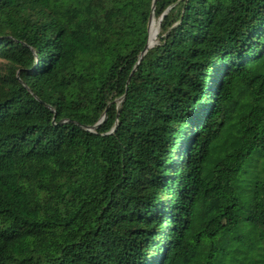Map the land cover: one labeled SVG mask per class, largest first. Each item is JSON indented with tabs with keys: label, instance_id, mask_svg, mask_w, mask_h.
I'll return each instance as SVG.
<instances>
[{
	"label": "trees",
	"instance_id": "16d2710c",
	"mask_svg": "<svg viewBox=\"0 0 264 264\" xmlns=\"http://www.w3.org/2000/svg\"><path fill=\"white\" fill-rule=\"evenodd\" d=\"M0 264H264V0H0Z\"/></svg>",
	"mask_w": 264,
	"mask_h": 264
},
{
	"label": "bare ground",
	"instance_id": "6f19581e",
	"mask_svg": "<svg viewBox=\"0 0 264 264\" xmlns=\"http://www.w3.org/2000/svg\"><path fill=\"white\" fill-rule=\"evenodd\" d=\"M154 20H152L148 31V45H152L157 35V29L154 27Z\"/></svg>",
	"mask_w": 264,
	"mask_h": 264
},
{
	"label": "water",
	"instance_id": "95a60500",
	"mask_svg": "<svg viewBox=\"0 0 264 264\" xmlns=\"http://www.w3.org/2000/svg\"><path fill=\"white\" fill-rule=\"evenodd\" d=\"M152 20H154L153 13L151 14V16H150V18H149V21H148V26H147L148 31H149V27H150V24H151ZM152 45H153V44H152ZM152 45L149 46V45H148V41H147V44H146V46H145V50H147L148 48L152 47ZM141 58H142V57H141ZM141 58H140V60H141Z\"/></svg>",
	"mask_w": 264,
	"mask_h": 264
},
{
	"label": "rangeland",
	"instance_id": "374dc122",
	"mask_svg": "<svg viewBox=\"0 0 264 264\" xmlns=\"http://www.w3.org/2000/svg\"><path fill=\"white\" fill-rule=\"evenodd\" d=\"M153 22H154V27L157 29V33H158V24H157L158 22H157L155 19H154ZM156 36H157V35H156Z\"/></svg>",
	"mask_w": 264,
	"mask_h": 264
}]
</instances>
